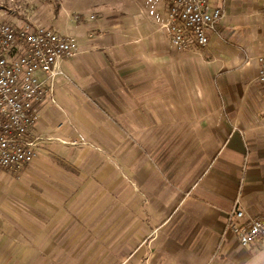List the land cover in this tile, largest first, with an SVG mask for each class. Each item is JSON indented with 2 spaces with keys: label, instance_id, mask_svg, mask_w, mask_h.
Wrapping results in <instances>:
<instances>
[{
  "label": "crops",
  "instance_id": "crops-1",
  "mask_svg": "<svg viewBox=\"0 0 264 264\" xmlns=\"http://www.w3.org/2000/svg\"><path fill=\"white\" fill-rule=\"evenodd\" d=\"M75 5L39 154L0 172V264H264L226 231L236 199L264 215V0H209L223 18L187 50L164 0Z\"/></svg>",
  "mask_w": 264,
  "mask_h": 264
},
{
  "label": "built area",
  "instance_id": "built-area-1",
  "mask_svg": "<svg viewBox=\"0 0 264 264\" xmlns=\"http://www.w3.org/2000/svg\"><path fill=\"white\" fill-rule=\"evenodd\" d=\"M165 2L163 28L171 46L178 50L206 48L223 9L210 7L209 0ZM94 20V16L88 18ZM74 21L83 18L75 16ZM78 50L74 36L0 22V172L18 174L37 158L41 141L32 134L39 118L37 107L52 93L54 79L62 76L60 63L75 58ZM257 64L256 81L264 91V56ZM226 231L245 249H264V215L246 218L239 199L227 215ZM158 235L154 231L153 236Z\"/></svg>",
  "mask_w": 264,
  "mask_h": 264
},
{
  "label": "rangeland",
  "instance_id": "rangeland-1",
  "mask_svg": "<svg viewBox=\"0 0 264 264\" xmlns=\"http://www.w3.org/2000/svg\"><path fill=\"white\" fill-rule=\"evenodd\" d=\"M76 2L77 0H0V22L15 26H54L61 35H66L68 31L64 26L68 24V20L76 22L75 16L84 18L74 13V8L79 5L76 6Z\"/></svg>",
  "mask_w": 264,
  "mask_h": 264
}]
</instances>
